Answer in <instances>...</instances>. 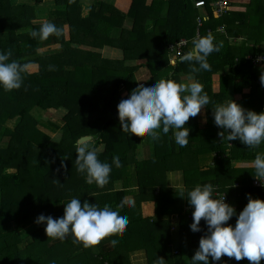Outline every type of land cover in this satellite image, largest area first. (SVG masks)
<instances>
[{"label": "trees", "instance_id": "1", "mask_svg": "<svg viewBox=\"0 0 264 264\" xmlns=\"http://www.w3.org/2000/svg\"><path fill=\"white\" fill-rule=\"evenodd\" d=\"M196 1L0 0V51L11 50L10 59L24 68L19 89L0 87V264H131L138 249L145 251L146 264L157 257L164 264H191L207 225L202 219L200 231L190 229L193 206L187 192L181 197L179 187L169 184L168 172L181 171L185 189L212 183L219 194L225 193L237 216L248 194L264 199V181L253 175L252 166L264 144L249 149L239 140L222 139L212 108L232 98L245 109L264 111V71L247 58L264 45V5L250 0L240 11L231 0L218 15L212 0H204V7H196ZM43 20L55 23L61 35L43 41L31 37ZM197 32L199 37L212 33L223 46L207 58L211 70L194 74L210 104L186 122L188 145H177L172 130L167 135L161 130L159 141L122 131L117 105L140 84L139 68L147 69L144 85L169 74L186 82L182 79L191 71L190 62H170L167 47L186 38V54ZM104 47L119 49L122 56L105 57ZM50 109L62 112L63 124L42 122L34 114ZM55 132L59 138L52 137ZM85 135L101 147V161L120 157L121 166L112 165L103 188L86 183L85 174L77 171L76 143ZM125 195L135 199V207L122 209L127 230L92 247L74 242L71 234L64 240L47 237L45 223L34 222L41 213L63 216L64 203L73 197L103 207L118 204ZM237 216L228 223L234 226ZM216 264L249 261L222 256Z\"/></svg>", "mask_w": 264, "mask_h": 264}, {"label": "clouds", "instance_id": "2", "mask_svg": "<svg viewBox=\"0 0 264 264\" xmlns=\"http://www.w3.org/2000/svg\"><path fill=\"white\" fill-rule=\"evenodd\" d=\"M61 33L62 29L55 23L43 21L39 29H33L30 35L43 41L51 35L59 37ZM222 46V42H216L210 32L193 40V48L181 57L182 62H190L187 82H177L169 74V78H161L147 85L138 84L128 98L117 105L121 130L148 135L154 141L161 139V130L165 135L172 130L175 143L180 147L187 146L190 128L185 126L186 122L210 104V97L194 74L211 70L207 58L213 52H219ZM11 57V50L0 51V87L6 91L19 89L23 84L24 68ZM260 79L264 84V74ZM212 108L215 124L223 129L218 133L222 139L226 138L229 142L239 140L249 149H257L264 144V111L258 113L245 109L232 98ZM100 151L101 148L91 144L87 138H81L76 143L75 163L77 171L85 174L86 183H95L103 188L109 183L112 165L120 167L121 160L118 155H113L111 163L101 161L98 158ZM252 166L255 170L253 175L264 181V153L257 152ZM169 180L175 189L179 187V196L185 198L184 193L187 192L186 199L193 206L190 229L200 231L202 219L207 225V231L201 236L198 249L191 257V264H210L209 258L212 264H216L222 256L236 261L247 258L249 264H260L264 258V199L248 194V202L237 216L235 207L227 202L225 193L219 194L212 183L185 189L180 172L169 173ZM126 205L135 207L133 196L125 195L118 204L106 203L103 207L87 200L81 203L80 197H73L64 203L63 216L53 218L41 213L34 222L45 223L47 237L64 240L71 234L74 242L92 247L105 237L127 230L129 220L122 211ZM233 216H237L234 226L228 223ZM116 243L117 239L114 238L112 244ZM130 258L131 264H146L143 249L135 250ZM164 260L157 257L154 264H164Z\"/></svg>", "mask_w": 264, "mask_h": 264}, {"label": "built area", "instance_id": "3", "mask_svg": "<svg viewBox=\"0 0 264 264\" xmlns=\"http://www.w3.org/2000/svg\"><path fill=\"white\" fill-rule=\"evenodd\" d=\"M231 0H212L213 11L222 15L230 5ZM206 2L204 0H198L195 2L196 7H204ZM207 19V17H204ZM201 25V19L199 20L198 27ZM220 31H224L221 29ZM199 38V32H197L196 38ZM189 41L186 38H181L175 42H172L168 45V53L170 62H174L176 59L181 58L185 54V49L188 45ZM247 58L251 60L254 67H261L264 71V47L256 53L255 55H247ZM254 184H260L259 180H254Z\"/></svg>", "mask_w": 264, "mask_h": 264}, {"label": "rangeland", "instance_id": "4", "mask_svg": "<svg viewBox=\"0 0 264 264\" xmlns=\"http://www.w3.org/2000/svg\"><path fill=\"white\" fill-rule=\"evenodd\" d=\"M87 12H88L87 9L83 10V14H87ZM58 47H59V45H54V48H58ZM43 49H45V48H43ZM101 53H102L103 56L110 57V58H117V57H120L122 55V53H121L120 50H116V49H112V48H107V47L102 48ZM30 69H33V67L31 66ZM34 114L42 122H49V120H50L51 122H56L59 125L63 124V121L60 119V117L62 115V112L61 111H57V110H54V109H50V110H47V111H44V110H41L40 111V110H38ZM11 123L12 122H9V124H11ZM52 137L59 138V134L57 132H55L52 135ZM99 148H101V147H99ZM8 171H12V170L11 169H8Z\"/></svg>", "mask_w": 264, "mask_h": 264}, {"label": "crops", "instance_id": "5", "mask_svg": "<svg viewBox=\"0 0 264 264\" xmlns=\"http://www.w3.org/2000/svg\"><path fill=\"white\" fill-rule=\"evenodd\" d=\"M93 0H84V4H88V3H90V2H92ZM250 0H234L233 1V4H232V8L233 7H236L237 9L236 10H240V11H244L245 9H246V4L249 2ZM259 2H262V3H258V4H263L264 5V0H259ZM242 39H244V37H240V40H242ZM261 40H263L264 41V38H261ZM253 42V41H252ZM262 47H264V45H260V47L259 48H262ZM107 48H111V47H107ZM112 49H116V48H112ZM116 50H119V49H116ZM122 56V55H121ZM120 56V57H121ZM120 57H117V58H120ZM148 74H147V69L146 68H144V67H141V68H139V70L137 71V78L139 79V82L140 83H144V80H145V78H146V76H147ZM183 81H186L187 82V77H183V79H182ZM217 82H218V74H215L214 75V83H213V86L214 87H217ZM240 97V96H239ZM235 98L236 100L237 99H240V98ZM238 101V100H237ZM201 112H202V110H201ZM144 153H142V155H143ZM176 172H180L181 173V171H174V172H168L167 173V181L169 182V184L171 185V186H173V184H172V182L169 180V173H176ZM145 210L147 211V212H150L151 211V208H150V204L149 205H146L145 206ZM172 219L174 220V218H173V215H172Z\"/></svg>", "mask_w": 264, "mask_h": 264}, {"label": "water", "instance_id": "6", "mask_svg": "<svg viewBox=\"0 0 264 264\" xmlns=\"http://www.w3.org/2000/svg\"><path fill=\"white\" fill-rule=\"evenodd\" d=\"M81 138H87L88 140H90V139H91V136H90V135H85V136L80 137L79 140H80Z\"/></svg>", "mask_w": 264, "mask_h": 264}]
</instances>
